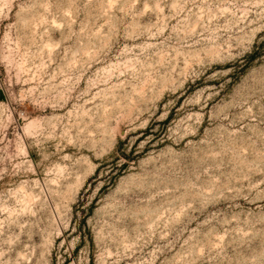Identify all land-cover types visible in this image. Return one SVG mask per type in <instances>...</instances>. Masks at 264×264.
Here are the masks:
<instances>
[{
    "label": "rangeland",
    "instance_id": "obj_1",
    "mask_svg": "<svg viewBox=\"0 0 264 264\" xmlns=\"http://www.w3.org/2000/svg\"><path fill=\"white\" fill-rule=\"evenodd\" d=\"M0 264H264V0H0Z\"/></svg>",
    "mask_w": 264,
    "mask_h": 264
}]
</instances>
